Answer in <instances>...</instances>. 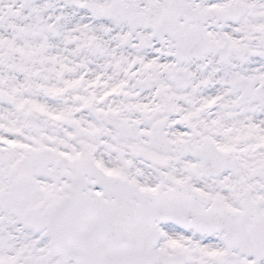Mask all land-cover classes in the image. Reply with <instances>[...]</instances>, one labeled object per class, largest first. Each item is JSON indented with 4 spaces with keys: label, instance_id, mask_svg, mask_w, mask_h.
I'll return each instance as SVG.
<instances>
[{
    "label": "snow or ice",
    "instance_id": "6c2138e0",
    "mask_svg": "<svg viewBox=\"0 0 264 264\" xmlns=\"http://www.w3.org/2000/svg\"><path fill=\"white\" fill-rule=\"evenodd\" d=\"M0 264H264V0H0Z\"/></svg>",
    "mask_w": 264,
    "mask_h": 264
}]
</instances>
